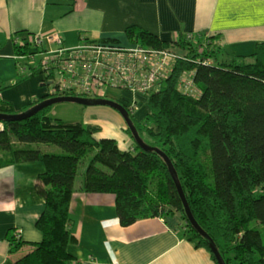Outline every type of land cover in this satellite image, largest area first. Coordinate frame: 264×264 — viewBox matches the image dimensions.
<instances>
[{"label": "trees", "instance_id": "1", "mask_svg": "<svg viewBox=\"0 0 264 264\" xmlns=\"http://www.w3.org/2000/svg\"><path fill=\"white\" fill-rule=\"evenodd\" d=\"M126 35L127 40L100 39L165 48L177 56L171 72L155 86L146 92L134 90L146 95L144 117L137 116V98L119 100L129 108L142 137L172 159L194 215L213 236L227 263L264 264V229L255 224L258 220L264 226V40L252 53L232 51L229 56L218 33L205 30L179 31L170 39L130 24ZM17 48L29 53V43H17ZM40 63L32 64L34 73L46 70ZM50 76H55L54 71L47 75L48 81ZM109 84L116 86L105 82ZM0 111L14 113L15 108L0 100ZM4 122L18 141L0 137V143L7 140L9 148H0V166L18 161L19 150H26L29 159H44L43 142L58 144L63 154L78 162L75 177L60 167L40 174V181L48 185L46 204L36 222L43 237L28 241L18 235L17 227L10 228L7 238L14 264H93L71 250L78 238L70 226L71 205L82 166L80 189L114 192L122 224L180 213L186 221L180 229L210 249L220 264L208 239L190 222L165 157L143 148L129 126L126 130L134 143L124 148L116 137L99 135L101 126L66 120L48 113L46 107L27 118Z\"/></svg>", "mask_w": 264, "mask_h": 264}, {"label": "crops", "instance_id": "2", "mask_svg": "<svg viewBox=\"0 0 264 264\" xmlns=\"http://www.w3.org/2000/svg\"><path fill=\"white\" fill-rule=\"evenodd\" d=\"M130 24H140L170 39L179 31L218 33V41L225 43L227 50L249 54L264 40V0H0V100L11 102L19 112L49 93L50 87L43 86L48 81L45 73L33 72L32 64L40 60L32 61L35 35H45L46 39L60 32L68 45L78 44L82 38L112 36L127 40ZM17 43H29V53H20ZM57 45L56 41L43 43L44 48ZM123 97L137 98V116L144 117L145 94L127 89ZM89 107L86 122L100 125L99 135L116 137L124 148L133 145L115 107ZM11 139L18 141L14 136ZM7 143L1 142L0 148L9 149ZM40 145L46 151L44 159H29L26 150H19L18 161L0 166V264H14L7 238L10 228L17 227L28 241L43 237L36 222L46 204L48 185L40 181V174L50 167L64 168L74 177L78 171V162L57 146L46 142ZM80 185L71 205L70 226L78 237L71 250L82 261L216 264L210 249L198 245L178 227L180 213L143 217L124 225L114 192H86Z\"/></svg>", "mask_w": 264, "mask_h": 264}, {"label": "built area", "instance_id": "3", "mask_svg": "<svg viewBox=\"0 0 264 264\" xmlns=\"http://www.w3.org/2000/svg\"><path fill=\"white\" fill-rule=\"evenodd\" d=\"M45 40L56 41L58 45L44 48ZM35 44L42 52L40 62L46 69L45 75L52 71L55 73V76L49 77L52 81L51 94L75 91L74 94L87 92L95 96L114 97L104 89L106 81L133 91L146 92L171 72L177 56L165 48L102 39L82 38L78 44L68 45L64 44L60 32L51 33L46 39L45 35H35ZM59 73L63 75L61 79L58 78ZM5 127V122H1L0 131ZM185 224L184 219L179 222L180 227ZM18 235H22L21 232Z\"/></svg>", "mask_w": 264, "mask_h": 264}, {"label": "water", "instance_id": "4", "mask_svg": "<svg viewBox=\"0 0 264 264\" xmlns=\"http://www.w3.org/2000/svg\"><path fill=\"white\" fill-rule=\"evenodd\" d=\"M60 101H77L84 103L86 105L90 104H109L115 108H117L123 115L124 118L127 120L133 135L136 139V141L145 149H155L158 152H160L166 159V161L169 164L170 170L176 180L177 186L179 188V191L183 197L184 203H185V208L186 212L188 215V218L190 222L196 227V229L202 233L209 241V245L211 246L212 251L215 253L218 261L220 264H228L226 258L224 257L222 251L220 250L217 242L213 238V236L200 224V222L197 220L196 216L193 213V210L190 206L189 200L186 196V192L183 188L181 179L178 175L177 169L170 158V156L160 147L154 146L149 144L140 134V131L135 124V121L131 115V112L127 105L123 103L121 100L115 98V97H110V96H85V95H80V94H61V95H54L51 97H46L45 99L37 102L33 107L30 109H25L23 111L19 112H14V113H8V112H3L0 111V120H10V119H23L27 118L35 113H37L39 110L43 109L44 107H47L48 105H51L56 102Z\"/></svg>", "mask_w": 264, "mask_h": 264}, {"label": "rangeland", "instance_id": "5", "mask_svg": "<svg viewBox=\"0 0 264 264\" xmlns=\"http://www.w3.org/2000/svg\"><path fill=\"white\" fill-rule=\"evenodd\" d=\"M91 39H97V38H91ZM21 43H23V42H21ZM231 52H232V50H230L229 56H230ZM34 53H35L34 59H32V61L36 63L38 61V59L40 58V56L42 55V52H39L38 48L36 47V50L34 51ZM39 67H42L41 63L39 64ZM44 73H45V70H44ZM62 77H63V75H61L59 73L58 78L61 79ZM67 78H71V77L67 76ZM49 81L45 82V84H43V86H48V88H49L52 84V81L51 82H49ZM73 82L75 83V81H73ZM104 89L106 90L107 93L110 92L111 95H113L117 99H120L122 97L124 91H125V89L121 88V86H117V85L114 86L111 84L105 85ZM68 94H74V93H68ZM54 95H61V94H52L49 97L54 96ZM80 95L89 96L90 94L87 92H81ZM92 97H95V95L93 94ZM31 107H33V105L29 106L27 109H30ZM46 110L48 113L53 114V115L58 116V117H62L66 120H72V121L83 120L84 122H86L85 114H87L88 111L91 110V108L89 107V105H86L84 103L77 102V101H60V102H56V103H53L51 105H48L46 107ZM15 112H18V111H15ZM90 115H91V112H90ZM119 115L123 119L124 125L126 127L125 129H128L129 124H128L127 120L124 118V115L121 112H119ZM101 130H102V127H101ZM100 131H99V133H100ZM125 131L128 133L127 130H125ZM1 132H3V133H1V135H3L1 138H4V139L9 138L8 135L10 137H13L6 130V127ZM129 136H131V135L129 134ZM48 144L57 146L60 150H62L61 146H59L56 143L48 142ZM46 148H48V147H46ZM50 152H52V151H50ZM87 162H85L86 165H87ZM86 165H84V167H86ZM81 180H82V171L79 170V174L76 178V185H80ZM255 224H258L262 229H264L263 224L261 222H259L258 220H255ZM178 227L181 228L180 226H178ZM28 246L29 247L27 249L29 250L31 248V245L28 244Z\"/></svg>", "mask_w": 264, "mask_h": 264}, {"label": "bare ground", "instance_id": "6", "mask_svg": "<svg viewBox=\"0 0 264 264\" xmlns=\"http://www.w3.org/2000/svg\"><path fill=\"white\" fill-rule=\"evenodd\" d=\"M181 220H183V219L181 218Z\"/></svg>", "mask_w": 264, "mask_h": 264}]
</instances>
